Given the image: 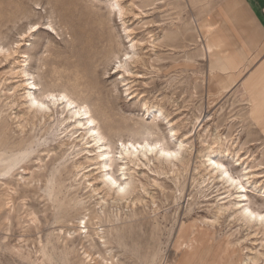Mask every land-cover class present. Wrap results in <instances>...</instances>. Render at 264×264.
Here are the masks:
<instances>
[{
	"label": "rangeland",
	"instance_id": "obj_1",
	"mask_svg": "<svg viewBox=\"0 0 264 264\" xmlns=\"http://www.w3.org/2000/svg\"><path fill=\"white\" fill-rule=\"evenodd\" d=\"M222 1L126 0L135 4L129 31L147 56L126 80L117 66L132 48L115 0H0V47L11 52L0 54V264H246L251 248L264 252L261 235L231 216L215 230L203 223L227 201L220 180H200L203 147L219 141L235 151L242 165L226 156L229 171L242 177L243 167L251 168L264 191V72L244 88L240 75L213 72L209 39L215 43L206 26H215ZM33 82L39 99L65 93L91 112L106 136L101 144L112 151L108 171L115 177L122 143L165 136L174 147L156 107L181 122L179 133L193 142L189 169L177 178L158 174L153 161L135 166L148 189L144 198L117 201L89 159L92 138L81 139L74 117L61 124L71 115L64 104L52 106L48 121L21 118L24 87ZM246 186V202L264 211V194Z\"/></svg>",
	"mask_w": 264,
	"mask_h": 264
},
{
	"label": "bare ground",
	"instance_id": "obj_2",
	"mask_svg": "<svg viewBox=\"0 0 264 264\" xmlns=\"http://www.w3.org/2000/svg\"><path fill=\"white\" fill-rule=\"evenodd\" d=\"M134 5H135L134 2L127 4L126 0H115V5L112 4V6H114V8L116 7L115 9L119 12L121 21L123 25L125 26V28L127 29V31L130 30V26L126 22V17L130 12L132 13V9ZM126 34H127V37L129 38V42H131L130 46L132 48V52L128 53L125 61L124 62L121 61L120 64L117 66V72H122L123 78H126L127 76V75H124L125 73H129L132 76L137 75L138 71H136L135 69L140 63H144L147 58V56L146 58L144 56L143 47L141 46L140 41L132 33V31L131 32L129 31ZM152 47L153 49L151 48V50H154L156 48L155 45H152ZM9 51L10 50H7L6 52H4V49L0 47V54L4 56L8 57L9 55H11V52ZM138 68L140 67L138 66ZM18 72L20 74L26 73L25 70H20ZM128 78H126V80ZM28 85L29 87H24V89H27L26 91L27 92L26 93L27 111L26 113L24 112L25 115L23 114L24 116L23 117L21 116V118H24L25 120L27 119L33 122H35V120L37 119L41 120V118L42 120L43 119L49 120L54 115L52 106L55 107L57 103L64 104L65 105L64 107L68 109V112L71 115L66 116L61 121V124H65L70 118L74 117L75 119V122L73 124L74 129H76L77 131H80V129H83V133L81 134V139L83 140L86 135L89 138H92L94 145L89 147V148H92V149H89V152L95 151V155L92 156L91 158L89 157L88 158L93 159L95 161V164L97 165L96 168L102 173L101 178H102V183H103L102 185H104L105 187L104 189L110 194L114 193L115 199L117 201H121V200H124V202L129 201L133 205H135L136 203H138L144 198L145 194L142 193L141 191L143 190L144 192H147L148 189H146L141 179L136 177L135 172H137V170L135 171V166L138 167L140 166V164H145V165L148 164L149 166V163L153 161L152 164H154L153 166L154 169L153 167L152 169L155 170L158 174H165L167 176V174L169 175V173H172V175L173 176L175 175L176 177L180 173L181 170L189 169L190 162H191L192 155H193V144H192L193 142L192 143L189 142L188 141L189 137H186L184 134L179 133V131L182 132L180 130L181 122L178 123V122L173 121V119L170 118L171 113L166 112V110H164L162 107L155 106L157 108V109L155 108V110L160 112L161 118L167 120V123L170 126V133H171V135L170 134L169 135L171 136V138L176 140L174 147L170 145V142L167 140L165 136L157 137L155 140L151 139L152 141L145 139L144 143L143 142H131L130 145H127L126 143H122L123 148L122 150H120L119 152L120 156L118 157L123 161L121 162L122 165L120 167V174H119L120 177L122 176V178L119 179L120 177L117 178L108 171V168L112 167V164L114 163V157L111 154L112 151H109V146L108 148L107 147L105 148V145L101 144V142L106 136L104 137V135L94 125L96 121H95V118L92 116L91 112L87 109H82L84 106L80 104H76V102L72 100L65 93H60L58 95L54 94L53 92L47 93L46 95L45 93H43V95L47 97H49V95L52 96V100L51 101H47L46 99L43 100L42 99L43 97L39 99L34 94V92H32V90L36 88V84L33 82V84H28ZM23 86H25V84ZM128 90L130 91L131 87H129ZM133 93L134 91H131L129 94H133ZM59 96L61 97V99H59ZM44 123L46 122L44 121ZM146 134L149 136L153 135V133L150 130H147ZM146 134H145V137H147ZM90 142L91 141L88 139L84 143L87 145ZM222 145L219 141H217L212 146L210 144L209 145L210 147L208 146L203 147L204 149L199 152V159L201 162V166L199 167L197 166V168L200 170L199 173L202 175V178L200 180L202 181L212 180V182H214L215 180H220V182H222L223 185H225V188L227 189L226 190L227 196L224 197V199L226 198L227 201L218 204L217 210L215 211V213L211 216L210 219L208 220L204 219L203 223L204 225L206 224L209 227H211L213 230H215L214 228L216 224L217 225L218 223L220 224L221 223L220 221H222L223 218H227L231 216L236 221L242 222L244 224L242 226H245L246 229L250 231V233H251V230L253 229L252 231L253 234L261 235L262 239H264V220L260 219V217L264 216V211H261L258 208H254L250 203L246 202L247 200H249L248 194H247L248 189H247L246 184H249L250 187H254L255 190L259 192H262L261 190H262L263 184L261 183V181L259 182L257 173L255 171H250L251 170L250 167H249L250 170H247V167L245 168L243 167L244 173L242 174V177L241 176L236 177L232 171H229L230 169H228L226 163L223 161V158H225L226 156H229L232 159H234L236 156H238V154L235 153V151L230 150V149L225 150L222 147ZM219 156L221 158H219ZM240 159L241 158L238 157L237 159H234V160L236 161V163L242 165V162ZM255 161L256 159L252 160L253 163ZM262 164L263 163L260 162L257 165L262 166ZM205 176H208L209 178L206 179ZM94 186L97 189L98 184ZM262 193L264 194V191ZM84 228H86V225L84 226ZM248 235H249V232H248ZM260 249L261 248L259 249L251 248V250H254V251L251 254H248L246 256L245 258L246 264H264V252L261 251Z\"/></svg>",
	"mask_w": 264,
	"mask_h": 264
},
{
	"label": "crops",
	"instance_id": "obj_3",
	"mask_svg": "<svg viewBox=\"0 0 264 264\" xmlns=\"http://www.w3.org/2000/svg\"><path fill=\"white\" fill-rule=\"evenodd\" d=\"M212 22H216L214 27L205 26L215 43L209 39L217 61L213 72L230 70L232 75H240L244 88L253 74L258 77L264 72V0H223ZM227 59L233 61L232 68L228 67Z\"/></svg>",
	"mask_w": 264,
	"mask_h": 264
},
{
	"label": "snow or ice",
	"instance_id": "obj_4",
	"mask_svg": "<svg viewBox=\"0 0 264 264\" xmlns=\"http://www.w3.org/2000/svg\"><path fill=\"white\" fill-rule=\"evenodd\" d=\"M261 220H264V216L260 217Z\"/></svg>",
	"mask_w": 264,
	"mask_h": 264
}]
</instances>
